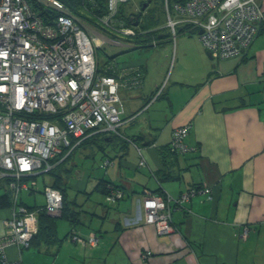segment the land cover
Segmentation results:
<instances>
[{
    "label": "crops",
    "instance_id": "obj_1",
    "mask_svg": "<svg viewBox=\"0 0 264 264\" xmlns=\"http://www.w3.org/2000/svg\"><path fill=\"white\" fill-rule=\"evenodd\" d=\"M257 3L264 12V0ZM108 40L135 51L129 58L107 56L99 68L113 62L143 73L141 87L119 92L123 108L119 135L94 136L118 142L108 154L102 152V162L110 164L97 184L107 180L126 196L101 204L93 217L82 207H70L76 213L74 226L66 216H51L57 241L37 238L21 251V263L264 264V19L248 50L223 60L210 57L197 34L183 26L175 37L166 30L158 32L151 47L161 48L155 54H143L138 48L148 47L133 46L121 37ZM103 44L101 39L98 49ZM160 87V95L152 101ZM188 122L192 127L185 143L192 150L164 153L173 129ZM91 146L89 142L83 148ZM142 158L144 166L139 165ZM202 187L210 188L211 194H196L185 209L172 212L174 232L159 235L143 222L144 190L177 197ZM41 188L23 194V202L43 206ZM1 189L0 195L6 192L0 182ZM9 212L0 208V238ZM245 227L248 234L242 238ZM73 229L84 236L97 234L100 244L78 246L69 237ZM6 255L16 259V248L8 247Z\"/></svg>",
    "mask_w": 264,
    "mask_h": 264
},
{
    "label": "built area",
    "instance_id": "obj_2",
    "mask_svg": "<svg viewBox=\"0 0 264 264\" xmlns=\"http://www.w3.org/2000/svg\"><path fill=\"white\" fill-rule=\"evenodd\" d=\"M129 1L105 0V14L96 16L92 13L96 1L89 0L83 11L111 34L134 36L136 29L119 16ZM156 1L166 13L171 36H176L180 26H192L206 52L218 60L243 55L264 19L257 0ZM98 32L64 0H0V182H6L12 202L0 238V264H22L21 251L30 246L38 232L40 210L61 216L62 193L50 185L41 188L43 206L32 210L23 202V194L39 191L34 178L52 170L94 135H119L123 121L119 92L142 85L143 73L138 68L113 62L103 70L98 68ZM261 79L264 85V69ZM191 127L188 122L173 129L169 142L173 152L192 150L185 143ZM109 164L107 160L104 163ZM139 165H145L143 158ZM196 194L210 195L211 189L191 188L177 197L144 190L143 222L159 235L174 232L172 212L185 209V203ZM125 196L123 189L111 184L104 199L116 203ZM247 234L245 227L240 237ZM69 237L80 247L100 244L93 232L84 236L73 229ZM11 246L17 251L14 260L6 255Z\"/></svg>",
    "mask_w": 264,
    "mask_h": 264
},
{
    "label": "rangeland",
    "instance_id": "obj_3",
    "mask_svg": "<svg viewBox=\"0 0 264 264\" xmlns=\"http://www.w3.org/2000/svg\"><path fill=\"white\" fill-rule=\"evenodd\" d=\"M148 1L149 3L146 9L141 11V3H147ZM124 13L128 17L139 15V25L133 26L136 31L141 32L142 29L145 32L148 29H156L160 33L164 32L165 30L169 32L166 21V13L162 8L161 3L156 0H130L129 3L125 4ZM98 34L104 42L100 49L96 50L97 55L95 56L98 65H102L106 58H108L107 56L121 55L129 58L135 51V49L110 42L108 39H110L114 34H104L102 32H98ZM193 34L196 35L197 31L195 30ZM121 38L124 39L123 37ZM128 39L130 40L129 42L132 43L130 44L133 46L137 42V40L133 37H129ZM121 41L122 40H119L118 42ZM160 48V46H155L142 49L138 48V50H141V52L144 51L143 54H155ZM102 137L103 135L93 138L90 141L92 144L90 148H83L84 146H81L75 149L70 158L63 164L65 168L56 169L54 172L55 175L45 173L34 178L37 182V186L42 187L44 183L51 185L55 181H58V176L61 177L63 181L62 188L65 189L68 205L74 209H76V207H82L87 210L89 214H91V217H93L97 211V208L100 209V205H104V203H106L105 199H102V194L99 192V190H95L98 180L104 176V173L108 167H103L104 162L101 160L103 155L102 152L108 154V152L113 150L115 145L118 143L115 140L108 141L107 143L103 142L104 140ZM96 142L102 144V146L105 148V151L99 150ZM3 190L4 189H1L0 193H2ZM23 196L24 195H22V197ZM38 197L40 201L43 200L42 196ZM95 199L98 201H93ZM63 211L65 210L63 209ZM64 220L65 219H63V221Z\"/></svg>",
    "mask_w": 264,
    "mask_h": 264
},
{
    "label": "trees",
    "instance_id": "obj_4",
    "mask_svg": "<svg viewBox=\"0 0 264 264\" xmlns=\"http://www.w3.org/2000/svg\"><path fill=\"white\" fill-rule=\"evenodd\" d=\"M96 1V5L94 7H92V13L96 16H100L105 14L106 12V6H105V0H95ZM65 4L70 8V10L75 13L78 16H81L82 18H84L85 20H87L89 22V24H92L93 26L97 27L98 30H100L102 33L104 34H111L110 31L106 30L105 28H102L101 26H99L96 22V20L93 17H89L84 11L83 8L85 6H87L89 4V0H64ZM143 5V3H141V6ZM90 8V7H89ZM124 9H125V5L121 7L120 11H119V16L124 17L125 20L127 21L128 25L134 26V19L131 21L130 16L128 17L125 13H124ZM135 16V15H134ZM138 19V25H139V15L137 16ZM137 25V26H138ZM183 28H189V30L193 33L195 32V30H193L194 28L190 25H187ZM112 35V34H111ZM158 36V31L156 29H148L147 31H143L141 29V32L137 31V34L134 36H129V37H133L137 40V42L135 43V45H144L146 47H151L154 46L153 42L154 40L157 38ZM113 37L118 38V36L113 35ZM129 37H123L125 41L129 42L130 40L128 39ZM122 39V38H121ZM97 55V52H96ZM101 67V65H98V68ZM101 69V68H99ZM98 135V134H97ZM95 136V135H94ZM91 137L90 139H87L86 141L83 142V144L81 146H84L86 144H88L93 138ZM162 151H164V153H169L172 155H176L178 153L173 152L170 147L169 144L167 147H163ZM73 153V152H72ZM71 153V154H72ZM71 154H69L63 161H61L60 164H58L57 166H55L52 170H50L49 172H47L48 174L51 175H55V170L56 169H63L65 168L63 166V164L70 158ZM102 182H99L95 188V190H99V192L104 196L107 192H108V186L107 180L102 179ZM3 184V186L5 187V181L1 182ZM62 179L61 177L58 176V181H55L53 184H51L50 186L58 189L61 191L62 196H63V209L65 211H63L62 209V213L61 216H66L71 222L72 225L74 226V222H77V218H76V213L72 211V209L70 208V206L68 205V202L66 200V192L65 189L62 188ZM47 185V184H45ZM113 185V184H112ZM115 187H119L116 185H113ZM6 188V187H5ZM120 188V187H119ZM12 205L11 202V198H10V193L9 191L6 189V192H4L3 194L0 195V208H9ZM29 207V206H27ZM41 207V206H40ZM30 209L34 210L38 207H29ZM38 221H39V226H38V232L34 235V237L31 240L30 246L33 245V242L35 240H37V238H42L45 239V241L47 243H54L57 241V236H56V220L54 218H52L50 215H47L45 210H40L38 213ZM71 232V231H70ZM70 234V233H69ZM30 246L28 248H30ZM26 248V249H28Z\"/></svg>",
    "mask_w": 264,
    "mask_h": 264
},
{
    "label": "water",
    "instance_id": "obj_5",
    "mask_svg": "<svg viewBox=\"0 0 264 264\" xmlns=\"http://www.w3.org/2000/svg\"><path fill=\"white\" fill-rule=\"evenodd\" d=\"M148 3H149V1H148L147 3H143V5L141 6V11H143V10L146 9V7L148 6ZM133 19H134V23H133V25H134V26H137V25H138V19H137V16L130 17V20H131V21H132ZM208 55L211 57L210 54H208ZM144 144H146V143H144Z\"/></svg>",
    "mask_w": 264,
    "mask_h": 264
}]
</instances>
